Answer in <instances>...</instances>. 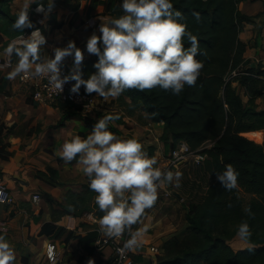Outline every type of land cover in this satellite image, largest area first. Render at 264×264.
I'll use <instances>...</instances> for the list:
<instances>
[{"label":"trees","instance_id":"1","mask_svg":"<svg viewBox=\"0 0 264 264\" xmlns=\"http://www.w3.org/2000/svg\"><path fill=\"white\" fill-rule=\"evenodd\" d=\"M10 1L0 0V42L1 33L13 37L30 28L13 27L17 12L11 11ZM244 1L172 0L173 8L182 13L180 19L186 22L187 30L199 41L197 58L203 67L196 82L185 84L178 94L156 86L143 90L126 88L117 96L125 115L143 111L152 121L163 122L160 139L166 151L170 152L181 140L193 150L211 142L202 149L206 153L202 161H187L192 163L187 171L194 180L207 176L204 190L193 192V186L185 194L175 187L183 198L187 224L181 233L163 240L156 264H264V136L262 142H257L243 134L264 130V64H248L244 57L247 44L239 33L244 22H253L252 15L241 11ZM121 3L122 0H86L83 10L121 15ZM260 14L264 15V2ZM182 40L184 46L190 45L186 37ZM97 59L93 54L81 63L85 78L97 70ZM6 81L4 75L0 91ZM80 89L84 90V86ZM125 96L130 100L126 101ZM258 98L262 99L261 106ZM75 114L82 116L91 128L97 121L75 109L64 111L58 124ZM121 115L116 119L118 123H123ZM108 127L112 132L120 131L110 123ZM229 163L239 173L233 189L224 188L216 176ZM96 195L88 179L81 191L66 193L63 211L80 216L92 209L100 218L103 211L96 203ZM45 198L52 202L47 194ZM90 200L93 202L89 207ZM245 209H250L251 214ZM241 220H247L252 234L245 240L246 246L234 248L226 238L236 234ZM53 236H61L67 242L74 233L59 226Z\"/></svg>","mask_w":264,"mask_h":264},{"label":"crops","instance_id":"2","mask_svg":"<svg viewBox=\"0 0 264 264\" xmlns=\"http://www.w3.org/2000/svg\"><path fill=\"white\" fill-rule=\"evenodd\" d=\"M43 2L45 0H36V3ZM85 2L54 0L47 17L43 12L36 11V4L33 3L28 12L32 21L29 29L13 37L1 33L0 64L5 66L0 67V81L4 75L7 81L0 91V181L12 193L13 201L0 203V229H6L5 239L14 249L13 264H87L90 257L95 264H113L114 261L110 246H97V240L106 234L92 209L80 216L63 211L66 193L81 191L88 177L82 172L83 165L78 163L79 154L73 160L65 161L59 155L61 146L73 134L85 137L92 128L79 113L59 125L63 112L75 109L66 102H37L30 96L28 85L19 80V75L8 78L7 73L14 67L18 57L13 52L9 64L8 54L4 51L13 39L26 38L33 29L39 28L46 37L41 49L42 57L54 55L53 49L66 45L70 39L83 52L81 63L92 57L93 53L86 50L87 38L93 31L99 35L101 23L120 15L95 14L94 11L85 13ZM263 2L245 0L241 6L243 13L253 16V22H244L239 33L241 40L247 44L244 57L248 64H264V15L260 14ZM22 5L23 0H11L9 3L11 11L17 13ZM63 62L71 69L73 57L66 56ZM103 98L102 105L90 116L97 120L106 113L122 114L123 123H118L116 119L109 121L120 130L113 133L121 138L136 136L148 155L157 157L158 166L167 168L169 151L165 150L160 139L163 122L152 121L143 111H137L132 116L125 115L123 106L116 100L117 96ZM124 98L130 100L126 96ZM257 131L260 130L247 133ZM180 167L181 164L169 169L175 171ZM175 187V181L160 186L156 202L145 209V214L135 224L133 231L145 223L150 227L141 245L131 251L133 264H156L157 254L150 250V246H157L161 252L163 240L181 233L185 228L186 209L182 205L183 198L179 199L172 193L173 189L178 191ZM35 194L39 198L35 199ZM45 194L52 198L51 203ZM92 202H88L89 207ZM59 226L71 229L73 238L65 242L61 236L54 237L53 233ZM50 244L54 245L53 260L46 254Z\"/></svg>","mask_w":264,"mask_h":264},{"label":"clouds","instance_id":"3","mask_svg":"<svg viewBox=\"0 0 264 264\" xmlns=\"http://www.w3.org/2000/svg\"><path fill=\"white\" fill-rule=\"evenodd\" d=\"M36 4V11L44 16L51 12L54 0L36 3V0H23L13 21L14 28L31 27L29 9ZM123 14L99 25L98 35L93 31L86 41V50L96 54L97 69L87 78L82 75L83 52L74 40L53 49L54 55L41 56L46 37L39 28L25 38L13 39L4 48L9 64L13 52L18 57L9 79L17 75H46L60 92L69 80L70 91L77 93L81 85L87 93L95 92L103 97H116L126 88L140 90L159 86L178 94L185 84H194L203 62L197 58L199 41L195 34L187 30L182 13L173 8L172 0H122ZM199 16V13H194ZM186 37L190 45L184 46ZM99 41V43H98ZM73 57L71 69L61 74V64L66 56ZM0 64V67H4ZM118 113H106L98 118L92 131L85 137L73 134L65 140L59 155L65 161L73 160L79 154L78 163L89 179V187L97 195L96 203L103 211L99 218L101 229L107 236H120L130 230L158 198V188L175 181L178 185L180 170L162 169L155 155L149 156L136 136L121 138L113 133L109 121L118 118ZM239 173L229 163L217 179L226 189L237 186ZM245 211L251 214L250 209ZM150 227L145 223L134 231L123 243L121 251L139 247L144 234ZM6 229H0V264H13L15 252L5 239ZM247 220H241L236 235L243 240L251 236ZM87 264H95L93 258Z\"/></svg>","mask_w":264,"mask_h":264},{"label":"built area","instance_id":"4","mask_svg":"<svg viewBox=\"0 0 264 264\" xmlns=\"http://www.w3.org/2000/svg\"><path fill=\"white\" fill-rule=\"evenodd\" d=\"M61 70V74L63 75L70 70V67L68 66V64L62 62ZM19 80L28 85L30 96L33 97L37 102H66L84 115L94 114L95 111L102 105L101 103L104 100V98H101L98 94L87 93L82 89H80L77 93L71 92L70 87L71 84L74 83L73 80L65 82L63 85V90L61 92L54 87V85L49 81L46 75L20 74ZM210 145L211 143L208 146L204 144L203 146L198 148V150H193L187 145L185 141H179L169 152V155L167 156V168L165 169L175 167L182 162L189 160H193L194 162L202 161L206 157V153L202 149H204L205 147H209ZM33 197L36 199L39 198V195L35 194ZM12 201V193L0 181V203L8 204ZM133 226L134 224L131 226V231H133ZM130 230L126 229L120 236L110 237L105 235L97 240L96 243L98 247H111L114 256L113 264H133V258L131 255L132 249H125L121 251L124 241L129 238ZM150 250L155 254H158L160 251L157 246H150ZM46 254L50 260L54 259L55 254L53 244L47 246Z\"/></svg>","mask_w":264,"mask_h":264},{"label":"rangeland","instance_id":"5","mask_svg":"<svg viewBox=\"0 0 264 264\" xmlns=\"http://www.w3.org/2000/svg\"><path fill=\"white\" fill-rule=\"evenodd\" d=\"M95 14H97V13H95ZM258 103H259V105L262 104L261 98H258ZM243 134L245 136H247L248 138L253 139L257 142H262L263 136H264V130L261 129L260 131L252 133V134H248L247 132H245ZM210 143L211 142L209 141L205 144L208 146ZM190 164H192V163H190V162L187 163V161L181 163V167L179 169L182 172V175L180 177V183L178 185L175 183V186L181 188L185 192V194H187V193L189 194L191 192V187L194 186L195 188L193 189V192L200 193L204 190V188L206 186L207 176L202 177L201 179H198V180H194L193 179L194 177L192 175H189L188 171H187L188 166ZM186 224H187V222H186ZM226 241L234 248H242L248 244L245 240L240 239L236 234L226 238Z\"/></svg>","mask_w":264,"mask_h":264},{"label":"water","instance_id":"6","mask_svg":"<svg viewBox=\"0 0 264 264\" xmlns=\"http://www.w3.org/2000/svg\"><path fill=\"white\" fill-rule=\"evenodd\" d=\"M79 47V46H78ZM172 193L177 197V198H179V199H181L182 198V196L176 191V190H172ZM105 236V235H104Z\"/></svg>","mask_w":264,"mask_h":264},{"label":"bare ground","instance_id":"7","mask_svg":"<svg viewBox=\"0 0 264 264\" xmlns=\"http://www.w3.org/2000/svg\"><path fill=\"white\" fill-rule=\"evenodd\" d=\"M258 132V131H257ZM252 133H255V132H252ZM252 133H248V134H252Z\"/></svg>","mask_w":264,"mask_h":264}]
</instances>
